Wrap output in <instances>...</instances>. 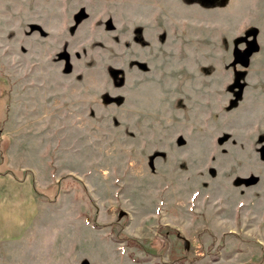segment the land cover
I'll list each match as a JSON object with an SVG mask.
<instances>
[{"label": "rangeland", "instance_id": "rangeland-1", "mask_svg": "<svg viewBox=\"0 0 264 264\" xmlns=\"http://www.w3.org/2000/svg\"><path fill=\"white\" fill-rule=\"evenodd\" d=\"M0 110V264H264V0H0Z\"/></svg>", "mask_w": 264, "mask_h": 264}, {"label": "water", "instance_id": "water-1", "mask_svg": "<svg viewBox=\"0 0 264 264\" xmlns=\"http://www.w3.org/2000/svg\"><path fill=\"white\" fill-rule=\"evenodd\" d=\"M257 50V47L255 45V42L252 41L251 44L239 52L236 56V62L242 67H246L248 65V59Z\"/></svg>", "mask_w": 264, "mask_h": 264}, {"label": "crops", "instance_id": "crops-1", "mask_svg": "<svg viewBox=\"0 0 264 264\" xmlns=\"http://www.w3.org/2000/svg\"><path fill=\"white\" fill-rule=\"evenodd\" d=\"M1 111V110H0ZM0 116H1V112H0ZM0 122H1V119H0Z\"/></svg>", "mask_w": 264, "mask_h": 264}, {"label": "flooded vegetation", "instance_id": "flooded-vegetation-1", "mask_svg": "<svg viewBox=\"0 0 264 264\" xmlns=\"http://www.w3.org/2000/svg\"><path fill=\"white\" fill-rule=\"evenodd\" d=\"M250 44H251V43H250ZM250 44H249V45H250ZM249 45H248V46H249ZM248 46H247V47H248ZM247 47H246V48H247ZM236 56H237V55H236Z\"/></svg>", "mask_w": 264, "mask_h": 264}]
</instances>
